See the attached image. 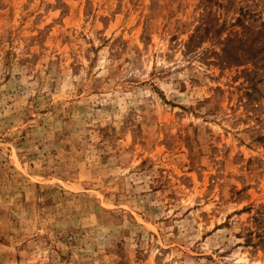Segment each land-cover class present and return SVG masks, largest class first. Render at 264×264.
<instances>
[{"label": "rangeland", "instance_id": "obj_1", "mask_svg": "<svg viewBox=\"0 0 264 264\" xmlns=\"http://www.w3.org/2000/svg\"><path fill=\"white\" fill-rule=\"evenodd\" d=\"M0 264H264V0H0Z\"/></svg>", "mask_w": 264, "mask_h": 264}]
</instances>
